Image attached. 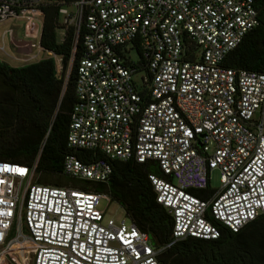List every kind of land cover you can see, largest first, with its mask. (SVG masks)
<instances>
[{
    "label": "built area",
    "instance_id": "obj_1",
    "mask_svg": "<svg viewBox=\"0 0 264 264\" xmlns=\"http://www.w3.org/2000/svg\"><path fill=\"white\" fill-rule=\"evenodd\" d=\"M48 8L58 42L74 32L65 79L81 34L66 146L103 156L66 155L62 175L105 184L110 161L155 163L162 177L148 180L171 241L155 249L130 221L105 217L103 194L36 185L31 169L0 162V247L28 252L30 264H159L176 241L216 240L210 220L236 233L264 214V75L221 65L257 26L254 0H0V25L14 24L1 34L12 52L0 46L2 63L50 59L62 72L39 45ZM213 170L219 187L209 189ZM206 189L204 199L191 193Z\"/></svg>",
    "mask_w": 264,
    "mask_h": 264
},
{
    "label": "trees",
    "instance_id": "obj_2",
    "mask_svg": "<svg viewBox=\"0 0 264 264\" xmlns=\"http://www.w3.org/2000/svg\"><path fill=\"white\" fill-rule=\"evenodd\" d=\"M63 1L71 5L78 0ZM254 7L257 26L245 34L221 65L226 69L264 75V0H254ZM44 12L39 45L61 58L62 72L57 73L50 59L15 68L0 62V162L31 169L36 185L69 187L106 195L138 231L147 235L153 248L164 247L171 241V218L155 202L148 180L150 174L162 177L155 163L137 164L132 159L110 161L111 175L105 184L62 175L61 164L66 155L74 154L83 163L103 156L97 152L72 151L66 146L68 115L75 102V63L82 51L81 34L65 79L74 32L68 28L63 40L58 42L56 12L51 8ZM191 193L200 199L209 195L207 189ZM210 221L219 231L216 240L186 238L176 241L157 255L158 263L264 264V214L236 233Z\"/></svg>",
    "mask_w": 264,
    "mask_h": 264
},
{
    "label": "rangeland",
    "instance_id": "obj_3",
    "mask_svg": "<svg viewBox=\"0 0 264 264\" xmlns=\"http://www.w3.org/2000/svg\"><path fill=\"white\" fill-rule=\"evenodd\" d=\"M59 21L61 22V19H59ZM14 24L12 22H6L0 25V46L3 45L5 48L6 53L11 54V49H10V44L8 42L7 38H4V40L1 41V34L4 30L11 28ZM16 25H20V24H16ZM56 36L58 41L62 39V31H56ZM17 39V38H16ZM15 39V40H16ZM18 39L20 40V36H18ZM20 42H24L21 41ZM35 53V51H34ZM129 59L130 61H132L133 63L137 62L138 60V56L136 54V52L134 50H130L129 51ZM2 60H5L2 55L0 54V61L2 62ZM10 67H14V64L12 63H5ZM141 75V73H137L135 76H133V80L135 82H138V77ZM33 180H35L34 176L31 179V182L33 183ZM46 180H50V179H46ZM208 186L209 189H216L219 187V172L217 170H213L209 173V182H208ZM99 210L104 213L105 217L107 218H112L113 220L120 221L123 220L124 223H128L127 219L124 217L122 210L119 208V206H117L114 203H111L108 199V197L106 195H102V199L99 202ZM22 252V251H21ZM4 255V264H30L29 262V253L25 252L23 254L22 252V258H18L17 255V248L12 246V247H0V257L1 255Z\"/></svg>",
    "mask_w": 264,
    "mask_h": 264
},
{
    "label": "bare ground",
    "instance_id": "obj_4",
    "mask_svg": "<svg viewBox=\"0 0 264 264\" xmlns=\"http://www.w3.org/2000/svg\"><path fill=\"white\" fill-rule=\"evenodd\" d=\"M18 258H22V252L20 250L17 251Z\"/></svg>",
    "mask_w": 264,
    "mask_h": 264
},
{
    "label": "water",
    "instance_id": "obj_5",
    "mask_svg": "<svg viewBox=\"0 0 264 264\" xmlns=\"http://www.w3.org/2000/svg\"><path fill=\"white\" fill-rule=\"evenodd\" d=\"M198 147H199V144H198Z\"/></svg>",
    "mask_w": 264,
    "mask_h": 264
}]
</instances>
